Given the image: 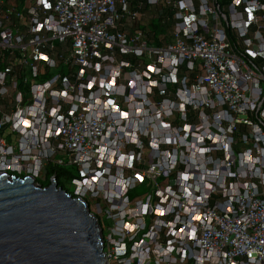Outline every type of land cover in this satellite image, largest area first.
<instances>
[{
    "label": "built area",
    "instance_id": "2783aa9c",
    "mask_svg": "<svg viewBox=\"0 0 264 264\" xmlns=\"http://www.w3.org/2000/svg\"><path fill=\"white\" fill-rule=\"evenodd\" d=\"M49 164L107 264H264V0H0V172Z\"/></svg>",
    "mask_w": 264,
    "mask_h": 264
},
{
    "label": "water",
    "instance_id": "95a60500",
    "mask_svg": "<svg viewBox=\"0 0 264 264\" xmlns=\"http://www.w3.org/2000/svg\"><path fill=\"white\" fill-rule=\"evenodd\" d=\"M0 264H107L101 227L55 177L0 172Z\"/></svg>",
    "mask_w": 264,
    "mask_h": 264
},
{
    "label": "trees",
    "instance_id": "16d2710c",
    "mask_svg": "<svg viewBox=\"0 0 264 264\" xmlns=\"http://www.w3.org/2000/svg\"><path fill=\"white\" fill-rule=\"evenodd\" d=\"M161 22L162 21L160 19L159 20L151 19V20H148L147 24L144 25V28L147 29L146 31L148 33L150 32L149 33L150 38L151 37L154 38L157 41V43L160 45H161V42H159L156 35L158 33L163 32L165 29ZM187 114L190 118L192 117L193 113H192L191 109H188ZM44 174L48 178H49V176L54 175V177L57 180L58 185L61 186L62 188H64L68 192H69V189H68L67 185L70 183L72 178L75 176V172L72 169L65 167V166L53 165V164H49V165L45 166ZM48 184H49V182L42 183V186H47Z\"/></svg>",
    "mask_w": 264,
    "mask_h": 264
},
{
    "label": "rangeland",
    "instance_id": "374dc122",
    "mask_svg": "<svg viewBox=\"0 0 264 264\" xmlns=\"http://www.w3.org/2000/svg\"><path fill=\"white\" fill-rule=\"evenodd\" d=\"M159 127H160V126L157 125V126H156V130L159 129ZM157 135H158V132H156V135H155V136H157ZM161 140H162V139H158V138H157V142H161ZM65 167H66V166H65ZM50 178H52V176H49V178H48V177H45V180L41 181L40 184H42V183H47V182L50 183ZM67 186H68V189H69V192H70V184H68Z\"/></svg>",
    "mask_w": 264,
    "mask_h": 264
},
{
    "label": "snow or ice",
    "instance_id": "6c2138e0",
    "mask_svg": "<svg viewBox=\"0 0 264 264\" xmlns=\"http://www.w3.org/2000/svg\"><path fill=\"white\" fill-rule=\"evenodd\" d=\"M126 115V114H125Z\"/></svg>",
    "mask_w": 264,
    "mask_h": 264
}]
</instances>
